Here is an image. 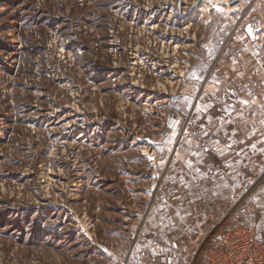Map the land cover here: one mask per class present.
Wrapping results in <instances>:
<instances>
[{
	"label": "rangeland",
	"instance_id": "1",
	"mask_svg": "<svg viewBox=\"0 0 264 264\" xmlns=\"http://www.w3.org/2000/svg\"><path fill=\"white\" fill-rule=\"evenodd\" d=\"M258 2L0 0V264H205L264 234V166L217 179L201 149Z\"/></svg>",
	"mask_w": 264,
	"mask_h": 264
},
{
	"label": "crops",
	"instance_id": "2",
	"mask_svg": "<svg viewBox=\"0 0 264 264\" xmlns=\"http://www.w3.org/2000/svg\"><path fill=\"white\" fill-rule=\"evenodd\" d=\"M254 9L220 62L217 119L203 138L214 137L213 146L207 147L204 140L201 149L217 153V179L236 177L235 169L264 166V0Z\"/></svg>",
	"mask_w": 264,
	"mask_h": 264
},
{
	"label": "built area",
	"instance_id": "3",
	"mask_svg": "<svg viewBox=\"0 0 264 264\" xmlns=\"http://www.w3.org/2000/svg\"><path fill=\"white\" fill-rule=\"evenodd\" d=\"M205 264H264V234L251 225H237L221 231L202 249Z\"/></svg>",
	"mask_w": 264,
	"mask_h": 264
},
{
	"label": "trees",
	"instance_id": "4",
	"mask_svg": "<svg viewBox=\"0 0 264 264\" xmlns=\"http://www.w3.org/2000/svg\"><path fill=\"white\" fill-rule=\"evenodd\" d=\"M233 227H235V226H233ZM233 227H231V228H233ZM231 228H230V229H231ZM228 230H229V229H228ZM255 230H256V229H255ZM256 233H257V235H259L258 232H257V230H256ZM211 244H212V243H211ZM211 244H210V245H211ZM210 245H208V246H210ZM208 246H205V247H208Z\"/></svg>",
	"mask_w": 264,
	"mask_h": 264
},
{
	"label": "water",
	"instance_id": "5",
	"mask_svg": "<svg viewBox=\"0 0 264 264\" xmlns=\"http://www.w3.org/2000/svg\"><path fill=\"white\" fill-rule=\"evenodd\" d=\"M232 211V209L229 211V213ZM224 220V219H223Z\"/></svg>",
	"mask_w": 264,
	"mask_h": 264
}]
</instances>
